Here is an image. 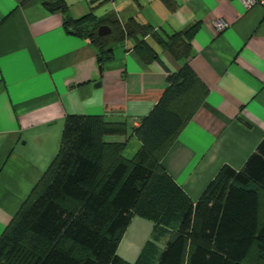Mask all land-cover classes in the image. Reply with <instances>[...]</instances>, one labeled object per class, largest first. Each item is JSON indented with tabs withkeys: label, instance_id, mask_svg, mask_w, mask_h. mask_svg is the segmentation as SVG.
<instances>
[{
	"label": "crops",
	"instance_id": "1",
	"mask_svg": "<svg viewBox=\"0 0 264 264\" xmlns=\"http://www.w3.org/2000/svg\"><path fill=\"white\" fill-rule=\"evenodd\" d=\"M64 1L74 18L94 12L124 28L136 21L163 38L198 25L194 52L177 59L149 35L159 57L145 62L131 37L116 43L101 67L96 47L65 26L62 11H49L40 0H0V236L57 156L69 114L123 123L126 134L105 140L123 143V155L132 159L142 147L135 120L151 112L170 73L186 63L209 93L162 164L193 201L223 165L244 168L264 138L263 6L247 9L242 0ZM219 20L228 26L220 30ZM137 224L146 232L136 256L131 260L118 249L130 263L155 228L135 216L121 244ZM169 238H162L161 249Z\"/></svg>",
	"mask_w": 264,
	"mask_h": 264
},
{
	"label": "trees",
	"instance_id": "2",
	"mask_svg": "<svg viewBox=\"0 0 264 264\" xmlns=\"http://www.w3.org/2000/svg\"><path fill=\"white\" fill-rule=\"evenodd\" d=\"M40 1L62 11L65 26L96 47L101 67L113 58L114 45L131 37L145 62L159 57L149 35L177 59L194 52L198 25L163 38L148 24L124 28L94 12L74 18L64 0ZM102 24L112 32L100 35ZM168 79L134 127L142 147L132 159L123 155V143L105 140L126 134L123 123L67 116L57 156L0 236V264H264V138L243 169L223 165L193 201L162 160L209 89L188 63ZM135 216L155 223L153 235L160 229L161 239L170 238L164 249L149 240L130 263L118 249Z\"/></svg>",
	"mask_w": 264,
	"mask_h": 264
},
{
	"label": "rangeland",
	"instance_id": "3",
	"mask_svg": "<svg viewBox=\"0 0 264 264\" xmlns=\"http://www.w3.org/2000/svg\"><path fill=\"white\" fill-rule=\"evenodd\" d=\"M142 218L151 222V220L147 218L144 217ZM145 232H146L145 225L137 224L135 228H133V230L129 231V236H126L121 246H119V253L125 256L126 258H130L132 260L134 256H136L135 252H137L136 250L138 248V245H140L139 243L141 241V237L144 235ZM161 234H162L161 230L157 229V231L154 233V235H152V238L150 240H152L155 245H160L162 243ZM136 260L137 258L133 262L135 263ZM145 262H149V264H155L156 260H150Z\"/></svg>",
	"mask_w": 264,
	"mask_h": 264
},
{
	"label": "built area",
	"instance_id": "4",
	"mask_svg": "<svg viewBox=\"0 0 264 264\" xmlns=\"http://www.w3.org/2000/svg\"><path fill=\"white\" fill-rule=\"evenodd\" d=\"M242 2L247 9H251L255 5H261L264 7V0H242ZM216 25L220 30H223L226 26H228V23L224 20H219L216 22ZM135 125H139V121L135 120Z\"/></svg>",
	"mask_w": 264,
	"mask_h": 264
},
{
	"label": "water",
	"instance_id": "5",
	"mask_svg": "<svg viewBox=\"0 0 264 264\" xmlns=\"http://www.w3.org/2000/svg\"><path fill=\"white\" fill-rule=\"evenodd\" d=\"M98 32L100 35L109 34L111 32V27L109 25L103 24L99 27Z\"/></svg>",
	"mask_w": 264,
	"mask_h": 264
}]
</instances>
